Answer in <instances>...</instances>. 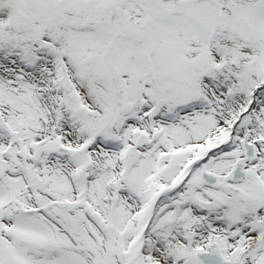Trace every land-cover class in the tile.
Instances as JSON below:
<instances>
[{
	"label": "snow or ice",
	"instance_id": "snow-or-ice-1",
	"mask_svg": "<svg viewBox=\"0 0 264 264\" xmlns=\"http://www.w3.org/2000/svg\"><path fill=\"white\" fill-rule=\"evenodd\" d=\"M0 264H264V0H0Z\"/></svg>",
	"mask_w": 264,
	"mask_h": 264
}]
</instances>
